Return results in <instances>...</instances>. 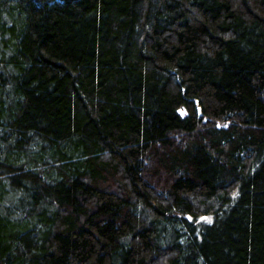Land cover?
I'll return each instance as SVG.
<instances>
[{
	"label": "trees",
	"instance_id": "1",
	"mask_svg": "<svg viewBox=\"0 0 264 264\" xmlns=\"http://www.w3.org/2000/svg\"><path fill=\"white\" fill-rule=\"evenodd\" d=\"M0 264H264V0H0Z\"/></svg>",
	"mask_w": 264,
	"mask_h": 264
}]
</instances>
